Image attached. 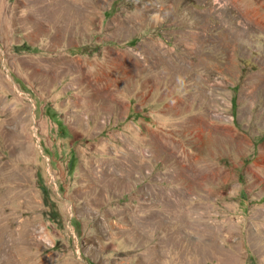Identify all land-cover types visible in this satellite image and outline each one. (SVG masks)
Here are the masks:
<instances>
[{"label": "rangeland", "instance_id": "rangeland-1", "mask_svg": "<svg viewBox=\"0 0 264 264\" xmlns=\"http://www.w3.org/2000/svg\"><path fill=\"white\" fill-rule=\"evenodd\" d=\"M0 264H264V0H0Z\"/></svg>", "mask_w": 264, "mask_h": 264}, {"label": "bare ground", "instance_id": "bare-ground-1", "mask_svg": "<svg viewBox=\"0 0 264 264\" xmlns=\"http://www.w3.org/2000/svg\"><path fill=\"white\" fill-rule=\"evenodd\" d=\"M186 223V222H185ZM134 235V234H133Z\"/></svg>", "mask_w": 264, "mask_h": 264}]
</instances>
